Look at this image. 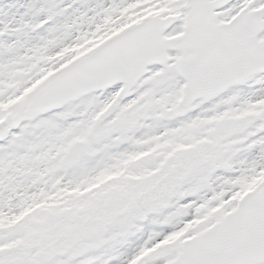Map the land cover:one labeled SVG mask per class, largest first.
Segmentation results:
<instances>
[{
  "label": "snow or ice",
  "instance_id": "snow-or-ice-1",
  "mask_svg": "<svg viewBox=\"0 0 264 264\" xmlns=\"http://www.w3.org/2000/svg\"><path fill=\"white\" fill-rule=\"evenodd\" d=\"M0 264H264V0H0Z\"/></svg>",
  "mask_w": 264,
  "mask_h": 264
}]
</instances>
